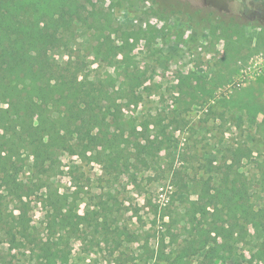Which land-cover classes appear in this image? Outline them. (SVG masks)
Here are the masks:
<instances>
[{
  "label": "rangeland",
  "instance_id": "374dc122",
  "mask_svg": "<svg viewBox=\"0 0 264 264\" xmlns=\"http://www.w3.org/2000/svg\"><path fill=\"white\" fill-rule=\"evenodd\" d=\"M81 1L88 17L100 18L106 28L76 23L62 36L70 47L55 58L64 63L71 54L77 76H117L131 98L125 117L150 122L151 137L158 135L162 147L150 169H139L133 150L124 149L115 174L97 151L57 149L39 175L64 195L71 213L89 210L91 223L67 232L58 212L48 209L43 187L32 197L26 240L10 241V229L0 224V264H168L162 252L172 254V247L168 238L166 247L159 242L151 225L155 210L167 203L166 211L182 223L189 200L204 183L217 182L218 166L230 161L231 150L247 152L239 172L250 203L264 208V116L235 103L249 100L251 90L264 104V18H236L238 3L231 2ZM20 158L29 179L32 155L22 150ZM171 178L186 186H162ZM3 208L10 214V206ZM180 224L172 227L178 242ZM238 239L229 264L263 260L264 231L249 221ZM189 260L200 264L202 254Z\"/></svg>",
  "mask_w": 264,
  "mask_h": 264
},
{
  "label": "trees",
  "instance_id": "16d2710c",
  "mask_svg": "<svg viewBox=\"0 0 264 264\" xmlns=\"http://www.w3.org/2000/svg\"><path fill=\"white\" fill-rule=\"evenodd\" d=\"M86 9L81 0H0V224L10 229V241L15 243L29 237L32 197L43 187L48 209L58 212L67 232L91 223L89 210L71 213L64 195L54 193L39 175L48 171L57 149L97 151L115 174L122 168L124 149L133 150L139 169H150L155 150L162 147L158 135L151 137L150 122L138 124L125 117L131 98L123 94L126 87L117 76L87 71L77 76L78 63L71 54L64 63L55 58L62 47H70L62 36L76 23L106 28L100 18H89ZM249 97L235 103L264 116V104L251 90ZM239 149L231 150L230 161L218 166L217 182L204 183L189 200L182 223L166 211L167 203L155 210L151 225L160 233L159 242L166 247L168 238L172 247V254L162 252L168 264H190V257L199 254L200 264H229L244 223L251 221L264 231V208L250 203L248 182L239 172L238 163L248 154ZM22 150L33 158L29 179L22 175L26 171ZM172 183L186 186L172 178L162 186ZM3 206H10V214L4 215ZM177 224L180 242L172 231ZM257 264H264V257Z\"/></svg>",
  "mask_w": 264,
  "mask_h": 264
},
{
  "label": "flooded vegetation",
  "instance_id": "af4514ba",
  "mask_svg": "<svg viewBox=\"0 0 264 264\" xmlns=\"http://www.w3.org/2000/svg\"><path fill=\"white\" fill-rule=\"evenodd\" d=\"M203 2L205 5L209 2V5H211V3L212 5L226 2H231L233 4L238 3V5H236L238 10L234 14L236 18H259V16L264 18V0H203Z\"/></svg>",
  "mask_w": 264,
  "mask_h": 264
}]
</instances>
